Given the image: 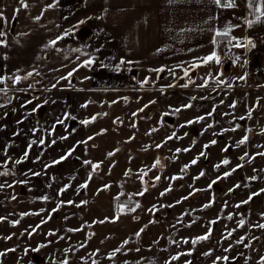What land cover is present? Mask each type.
Segmentation results:
<instances>
[{"label": "crops", "instance_id": "0c3cea01", "mask_svg": "<svg viewBox=\"0 0 264 264\" xmlns=\"http://www.w3.org/2000/svg\"><path fill=\"white\" fill-rule=\"evenodd\" d=\"M261 2L0 0V169L37 199L68 184L76 198L83 184L114 182L111 196L139 194L141 174L157 171L166 155L169 94L213 79L264 89V17L254 11ZM224 38L233 45L221 54ZM212 53L219 63H205ZM47 173L58 175L55 187ZM112 200L88 201L87 221L105 225ZM98 237L91 248L105 250V233Z\"/></svg>", "mask_w": 264, "mask_h": 264}, {"label": "rangeland", "instance_id": "374dc122", "mask_svg": "<svg viewBox=\"0 0 264 264\" xmlns=\"http://www.w3.org/2000/svg\"><path fill=\"white\" fill-rule=\"evenodd\" d=\"M204 85L167 97L166 155L146 173L155 181L141 185L131 208L116 210L112 198L135 196H111L116 182L81 187L79 198L70 184L48 188L45 200L0 169V264H264V89L238 81L222 88L214 79ZM57 178L44 175L48 186ZM59 193L65 197L52 200ZM105 196L112 200L105 225L87 221V202ZM102 233L105 250L91 248Z\"/></svg>", "mask_w": 264, "mask_h": 264}, {"label": "snow or ice", "instance_id": "6c2138e0", "mask_svg": "<svg viewBox=\"0 0 264 264\" xmlns=\"http://www.w3.org/2000/svg\"><path fill=\"white\" fill-rule=\"evenodd\" d=\"M215 2L217 3V4H220V2H221V0H215ZM224 7H232L233 6V3H232V0H227V2L223 5ZM24 7H27V5H24ZM249 7H252V0H250V3H249ZM254 11H256V12H258L259 13V15L257 16V20H259L261 17H264V0H262V2H261V4H260V7H258V8H255L254 9ZM36 19L37 20H39L40 19V17H36ZM254 23V21H251V20H249L248 21V24H249V26H251L252 24ZM218 35H226L227 33H217ZM5 36V32L4 31H0V37H4ZM0 43H4V41L3 40H0ZM50 44H52V45H54L55 43H56V41L55 40H53V41H50L49 42ZM248 43H252V41L251 40H249L248 41ZM237 47H239V46H241L240 44H237L236 45ZM255 45L253 44V47H254ZM212 60H215L217 63H219V57L216 55V53H212L211 55H209L208 57H206L205 58V63H207L208 61H212ZM123 62V61H122ZM86 63H91V61H88V62H86ZM32 73H29V75H31ZM187 74V73H186ZM72 75V73L70 72V73H68V76H71ZM19 79H20V77L19 76H17L16 77V80H17V82L19 81ZM55 86V85H54ZM86 106V105H85ZM188 106H190V105H188ZM188 106H186V107H188ZM178 111V110H177ZM93 119H94V117H93ZM200 119H203L202 117L200 118ZM82 123H85V124H87V123H89V121H87V120H85V121H83ZM189 123H191V122H189ZM91 139V138H90ZM247 139V137H245V140ZM213 143H215V141H213ZM241 143H243V141H241ZM179 151V150H178ZM25 155H27V153L25 154ZM109 155H111V153H109ZM66 157H61V159H65ZM19 162V161H18ZM59 161H54V163H58ZM86 163H90V162H86ZM192 163L194 164V163H196V160H193L192 161ZM223 163L224 164H227L228 163V161L227 160H224L223 161ZM99 165H94L93 167L95 168V167H98ZM185 167H187V166H185ZM218 167V166H217ZM201 175H203V173H201ZM225 175H228V173H225ZM214 183V182H213ZM87 185L85 184V185H81V187H86ZM61 191H63V189L61 190ZM142 194V193H141ZM253 195H256L255 193L253 194ZM43 199H45V200H47L48 199V197H43ZM250 199H251V197H250ZM68 203H72V201H69ZM82 203H86V202H82ZM243 203H247V201H244ZM208 205H205V207H207ZM137 207H138V205H137ZM135 209H132V211H134ZM53 211H56V209H53ZM14 223H19V221H15ZM241 223V225H243V221H241L240 222ZM259 227H261V228H264V224H262V225H259ZM70 231H74V230H70ZM142 231V230H141ZM53 233H49V235H52ZM11 237H9V239H10ZM208 237H207V235L206 236H202V237H198L197 239H200V240H204V239H207ZM125 243H127V241H125ZM193 243H195V241H193ZM43 246V245H42ZM38 250V249H37ZM116 251H119V249H117ZM115 253H113V255H114ZM0 255H3V253H0ZM173 259H175V257L173 258ZM218 259H220V258H218ZM223 259H227V257H224ZM262 259H264V258H262ZM63 264H68V261L67 260H65V261H63Z\"/></svg>", "mask_w": 264, "mask_h": 264}, {"label": "trees", "instance_id": "16d2710c", "mask_svg": "<svg viewBox=\"0 0 264 264\" xmlns=\"http://www.w3.org/2000/svg\"><path fill=\"white\" fill-rule=\"evenodd\" d=\"M140 196H133V197H129L125 194L117 197L115 199V208L117 211L121 210V208H131L133 206H135L136 204H138L140 198Z\"/></svg>", "mask_w": 264, "mask_h": 264}, {"label": "built area", "instance_id": "2783aa9c", "mask_svg": "<svg viewBox=\"0 0 264 264\" xmlns=\"http://www.w3.org/2000/svg\"><path fill=\"white\" fill-rule=\"evenodd\" d=\"M227 2V0H225ZM235 2V0H232V3ZM233 43L231 42L230 38H224L219 40L218 45H217V50L219 53H224L226 50H228Z\"/></svg>", "mask_w": 264, "mask_h": 264}, {"label": "flooded vegetation", "instance_id": "af4514ba", "mask_svg": "<svg viewBox=\"0 0 264 264\" xmlns=\"http://www.w3.org/2000/svg\"><path fill=\"white\" fill-rule=\"evenodd\" d=\"M172 117V116H171ZM165 119H167V120H169V115H165L164 116V119L163 120H165ZM155 180H151V178L148 176V174H146V173H143L142 174V181H141V183L142 184H150V182L152 183V182H154ZM146 182V183H145ZM142 194L141 193H139V194H137V195H135V196H141ZM116 199V198H115ZM114 199V200H115Z\"/></svg>", "mask_w": 264, "mask_h": 264}]
</instances>
